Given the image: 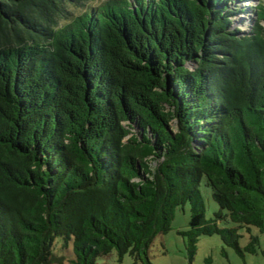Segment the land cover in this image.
<instances>
[{
    "label": "trees",
    "instance_id": "trees-1",
    "mask_svg": "<svg viewBox=\"0 0 264 264\" xmlns=\"http://www.w3.org/2000/svg\"><path fill=\"white\" fill-rule=\"evenodd\" d=\"M88 1L0 0V264H152L185 205L189 264L264 260V0Z\"/></svg>",
    "mask_w": 264,
    "mask_h": 264
},
{
    "label": "rangeland",
    "instance_id": "rangeland-1",
    "mask_svg": "<svg viewBox=\"0 0 264 264\" xmlns=\"http://www.w3.org/2000/svg\"><path fill=\"white\" fill-rule=\"evenodd\" d=\"M105 0H89L88 6H96ZM259 4V0H241L236 1L235 6L242 12L232 17L233 27L238 29L240 33L247 34L254 21L253 8ZM74 13H77L72 9ZM264 26V24H263ZM204 183V182H203ZM203 183L200 185V192L205 206V216L207 219H213V213L219 210L217 205L211 200V191L209 187H205ZM189 206L185 205L183 209L175 211L174 219L170 224L169 231L163 235H158L151 242L148 248V257L152 264H189L185 257V239L178 234V231L184 232L188 229ZM246 239L238 240L240 247ZM222 249H224L227 257H223ZM53 254L63 258V264H71L73 258L71 248L65 251L61 242L56 240L54 244ZM258 257L257 261L247 258V264H263ZM258 262V263H257ZM97 264H118L117 257L114 253L105 258H100ZM120 264H132V259L128 255H124ZM191 264H243L231 249L225 248L218 236L202 237L196 243V253Z\"/></svg>",
    "mask_w": 264,
    "mask_h": 264
},
{
    "label": "crops",
    "instance_id": "crops-1",
    "mask_svg": "<svg viewBox=\"0 0 264 264\" xmlns=\"http://www.w3.org/2000/svg\"><path fill=\"white\" fill-rule=\"evenodd\" d=\"M246 260H247V258L243 261V264H247L246 263ZM257 261V260H256ZM259 262H261V263H263L264 264V260L263 259H260V261ZM258 263V262H257Z\"/></svg>",
    "mask_w": 264,
    "mask_h": 264
},
{
    "label": "water",
    "instance_id": "water-1",
    "mask_svg": "<svg viewBox=\"0 0 264 264\" xmlns=\"http://www.w3.org/2000/svg\"><path fill=\"white\" fill-rule=\"evenodd\" d=\"M253 16H254V18H255V17H256V14H254ZM172 127L174 128V123H173ZM174 129H175V128H174Z\"/></svg>",
    "mask_w": 264,
    "mask_h": 264
}]
</instances>
